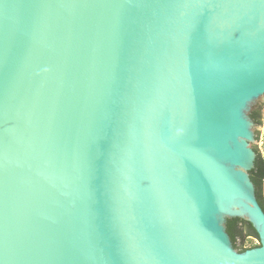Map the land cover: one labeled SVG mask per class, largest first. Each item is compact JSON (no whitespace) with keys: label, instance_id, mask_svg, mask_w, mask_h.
Wrapping results in <instances>:
<instances>
[{"label":"water","instance_id":"water-1","mask_svg":"<svg viewBox=\"0 0 264 264\" xmlns=\"http://www.w3.org/2000/svg\"><path fill=\"white\" fill-rule=\"evenodd\" d=\"M263 101L264 0H0V264H264Z\"/></svg>","mask_w":264,"mask_h":264},{"label":"trees","instance_id":"trees-1","mask_svg":"<svg viewBox=\"0 0 264 264\" xmlns=\"http://www.w3.org/2000/svg\"><path fill=\"white\" fill-rule=\"evenodd\" d=\"M251 117L253 118L256 126L263 124L264 113L262 104L254 108V110L251 112ZM259 134L260 132H257L256 138L258 140L260 138ZM254 150L256 151L255 166L250 170L249 173L251 180L255 185L257 199L264 210V157L258 145H254ZM227 231L231 236L233 246L239 251L248 249L244 247L245 238L247 236H254L259 240V236L253 225L249 221L241 218H228ZM258 245H260V243Z\"/></svg>","mask_w":264,"mask_h":264},{"label":"rangeland","instance_id":"rangeland-1","mask_svg":"<svg viewBox=\"0 0 264 264\" xmlns=\"http://www.w3.org/2000/svg\"><path fill=\"white\" fill-rule=\"evenodd\" d=\"M262 104L263 105V113H264V101L263 102H259L258 105ZM254 132H255V136L257 137V132H260L259 136V140L257 139V143L254 145H258L260 151L262 152V155L264 157V121L262 125H258L254 127ZM263 193H264V188H263ZM260 243V240H258L256 237L254 236H247L245 238V242H244V247L245 248H250L253 246H257Z\"/></svg>","mask_w":264,"mask_h":264}]
</instances>
